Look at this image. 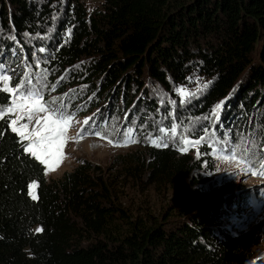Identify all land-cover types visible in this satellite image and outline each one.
I'll return each instance as SVG.
<instances>
[{
  "label": "trees",
  "instance_id": "trees-1",
  "mask_svg": "<svg viewBox=\"0 0 264 264\" xmlns=\"http://www.w3.org/2000/svg\"><path fill=\"white\" fill-rule=\"evenodd\" d=\"M7 48L26 60L35 57L30 74L38 67L50 73L79 64L72 83L97 95L88 111L103 97L107 112L120 115L126 109L124 125L138 111L140 120H132L131 127L193 120L203 140L209 134L231 142V121L224 117L233 112L238 120L231 128L243 133L258 126L264 144V0H103L94 10L79 0H0L1 55ZM8 58L0 56V67ZM150 86L161 88L172 103L152 98ZM7 106L8 94L0 92V107ZM104 112L100 107L90 119L96 123ZM0 133V264H242L246 259L247 239L219 228L211 215L131 218L107 203L86 166L47 182L43 165L24 150L4 117ZM148 154L153 179L180 185L194 168L191 158L170 144L149 147ZM31 180L34 197L27 191Z\"/></svg>",
  "mask_w": 264,
  "mask_h": 264
},
{
  "label": "rangeland",
  "instance_id": "rangeland-1",
  "mask_svg": "<svg viewBox=\"0 0 264 264\" xmlns=\"http://www.w3.org/2000/svg\"><path fill=\"white\" fill-rule=\"evenodd\" d=\"M79 1L87 10H94L103 0ZM19 46L17 43V47ZM3 51L4 48L1 53ZM6 52L2 55L0 53L2 59L9 56L5 68L0 67V76L7 75L11 78V89L24 81V90L30 89L33 94L30 99L23 101L17 96V104H22L25 111L40 105L48 108L47 111L38 113L43 117L39 125H36L35 117L31 122H20L28 123L26 134H32L35 126L37 135H47L44 125L53 121L57 128L64 129L65 135L60 136L48 148L47 154L36 149L46 163L28 152L43 165L45 181L59 179L64 172L72 171L77 165L86 166L87 172L96 179L99 188L106 194L107 203L118 207L131 218L211 215L216 226L234 237L247 239V247L242 250L246 259L242 264H264V176L260 175L264 158L260 150L262 145L258 140L262 129L250 126L242 133L231 128L234 120H238L233 112L224 117L226 123L231 121L228 129L235 139L231 141L233 144L226 139L217 142L209 134L202 143H195L204 137L203 134L200 135L201 131L196 130L193 120L175 119L166 120V123L164 120H150L148 126H154V129L131 127L132 120H140L137 118V111L136 116H132L128 124L124 125L126 109L120 115L107 112L108 103L102 101L103 97L96 101L98 106L95 109L88 111L97 95L86 94L87 89L79 86V81L72 83L73 77L80 71L79 64L70 68L54 67L50 73L44 67H38V71L30 74V65L36 62L33 55L26 60L11 48H7ZM150 87L155 92L152 98L158 96L166 103H172L171 96L162 93L161 88ZM4 88L5 82L0 80V92L8 94L9 106L13 93ZM184 95V91L179 93L180 97ZM83 99L85 100L82 101ZM72 104H75L73 108ZM113 104L117 105L116 102ZM100 107L105 110L102 120L106 121L96 120L93 123L90 116ZM53 110L62 113L64 119L59 120L53 115ZM21 114L23 113H9L3 117L10 124L11 119ZM201 119L205 120L203 116ZM179 132L185 135L180 138ZM15 133L25 150V146L32 143V140H22L18 132ZM35 138L34 136L33 139ZM189 141L192 143H188ZM160 144L173 145L177 153L187 154L191 158L190 163L194 164L193 170L180 185L173 179H153L149 175L146 166L149 159L148 148H156ZM244 151L254 154L253 161H258L255 167L241 158ZM35 184L31 180L27 185L31 197L35 196Z\"/></svg>",
  "mask_w": 264,
  "mask_h": 264
},
{
  "label": "snow or ice",
  "instance_id": "snow-or-ice-1",
  "mask_svg": "<svg viewBox=\"0 0 264 264\" xmlns=\"http://www.w3.org/2000/svg\"><path fill=\"white\" fill-rule=\"evenodd\" d=\"M10 77L7 75L0 76V80H3L5 82V91H11L13 93V99L11 101V104L7 108L0 107V118H2L4 115H7L9 113H16V112H22L23 114L15 116V118L10 120L9 126L11 127L13 132H18V135L23 139L32 140V143L25 146V150L29 153H31L33 156H35L37 159H41L42 163H46V160L42 159L40 155H38L36 149H40L45 154H47L48 148L60 137L64 136V129L63 128H57L55 126V121H53L51 124H48L47 122L44 125V128L47 131V135H37L35 126L33 127L32 134L28 135V123L33 120L35 117V123L36 125H39L43 117H40L38 113L45 112L48 110L46 105H40V106H34L29 108L28 110H24V106L22 104L18 105L16 97L19 96L21 101L30 99L33 95L30 91L24 90L25 89V82L22 81L20 84L16 85L14 89L10 88L9 82ZM30 84V81L28 82ZM24 90V91H22ZM219 107V106H218ZM53 115H56L59 120H63V114L59 113L57 110H53ZM21 121H27L26 123H20ZM2 135V133H0ZM125 135H130L129 133H125ZM36 137L33 139V137ZM203 139L196 141L195 143H202ZM188 143H192L189 141ZM166 147L167 144H164ZM261 152H262V158H264V145L261 146ZM253 153L250 151H244L242 154V159L245 160L246 163L250 164L252 167L256 166V163L258 161H253ZM261 173L264 174V166L261 167ZM34 187V185H33Z\"/></svg>",
  "mask_w": 264,
  "mask_h": 264
}]
</instances>
